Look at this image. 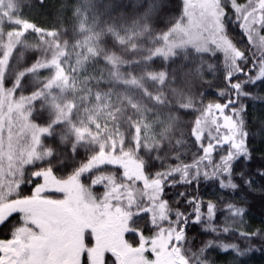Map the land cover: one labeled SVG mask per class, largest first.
<instances>
[{"label":"trees","instance_id":"1","mask_svg":"<svg viewBox=\"0 0 264 264\" xmlns=\"http://www.w3.org/2000/svg\"><path fill=\"white\" fill-rule=\"evenodd\" d=\"M7 2L0 7V85L13 99L22 100L26 121L43 130L38 159L23 168V181L7 201L31 196L40 180L31 192L26 185L37 172L48 170L57 179H67L84 169L82 185L100 199L104 177L126 183L119 167L95 162V156L112 148L115 155L126 153L138 161L158 192L159 180L167 186L171 177L175 185L160 200L165 207L162 219L134 216L143 223L139 230L144 237L160 228L176 231V223L189 210L178 201V193H192L197 199L202 195L222 220L213 230L209 213L203 211L186 235L176 231L186 264H264V179L255 175L256 168L264 166V48L255 51L236 11L251 0H218L224 28L232 35L237 71L233 58L217 51L183 47L167 52L166 42L176 41L185 18L181 0ZM229 72L235 77L231 85L225 79ZM54 75L65 83L51 85ZM234 93L236 104L216 113L214 106L232 101ZM230 112L240 125L242 144L226 137L229 143L223 149L216 145L219 151L211 164L185 168L204 159L201 144L211 154L217 140L223 143L221 129L212 127L209 119ZM246 149H251L250 160ZM225 152L232 153L225 157L227 164L221 160ZM228 164L230 174L224 175ZM221 176L225 184L230 179L236 187L220 188ZM250 176L254 180L249 186L245 180ZM187 180H198L200 192L194 183L183 182ZM148 202L139 198L137 210ZM226 204L232 205L227 211ZM21 219L15 214L0 226V240L10 239L24 225ZM222 224L229 227L228 235ZM224 244L236 247L224 251Z\"/></svg>","mask_w":264,"mask_h":264},{"label":"rangeland","instance_id":"2","mask_svg":"<svg viewBox=\"0 0 264 264\" xmlns=\"http://www.w3.org/2000/svg\"><path fill=\"white\" fill-rule=\"evenodd\" d=\"M7 1L0 0V7ZM181 1L185 18L175 34L179 35L176 41L166 42L167 52L183 47L201 52L217 51L233 58L232 68L237 71L232 35L224 28L218 0ZM236 11L242 17L247 39L255 51L262 50L264 0H251L237 6ZM118 78L124 80L123 76ZM49 83L63 85L65 82L54 75ZM50 108L55 114L60 112L55 104ZM209 122L221 129L232 144H242L241 128L232 112L211 118ZM203 127L200 132L204 131ZM42 133V129L26 121L22 100L13 99L0 85V220L15 211L25 221L10 239L0 240V247L8 253L0 255V264H16L17 260L19 264H80L82 254L87 264H186L176 244L181 236L174 229L160 228L149 237L142 235L139 227L143 223L134 218L139 212L138 199L157 198L151 200L153 212L149 219L152 221L162 219L164 203L158 199L159 192L145 179L140 163L126 153L115 155L112 148L109 153L95 156V162L122 169L126 183L117 184L112 178L104 177L100 199L95 200L82 185L80 178L84 169L67 179H57L48 170L37 172L33 175L42 179L31 196L7 201L19 189L24 167L38 159L37 145Z\"/></svg>","mask_w":264,"mask_h":264},{"label":"snow or ice","instance_id":"3","mask_svg":"<svg viewBox=\"0 0 264 264\" xmlns=\"http://www.w3.org/2000/svg\"><path fill=\"white\" fill-rule=\"evenodd\" d=\"M243 71V69H241V72ZM226 81L228 82L229 85L232 84V82L234 81L235 77L232 73H227L226 77H225ZM261 79H264V73L261 74ZM229 106H231V101H229ZM234 110V108H233ZM245 110H246V106H245ZM219 113V109L217 110ZM210 140L213 139L212 137L209 138ZM229 143L228 141H224L223 143H221V141L217 140L216 144L213 145L212 148V153L208 154L206 151V147L201 144L200 145V154L201 157H204V159L199 160V161H195L193 162V165H185V168H189V167H198L199 164L201 163H212V158L215 154L218 153V148L216 147V145L220 146V149L224 148V145ZM244 144L245 146L247 145V139L245 138L244 140ZM248 152V155L246 157V159H251V149H246ZM232 153L231 152H225L224 155L221 156V160L224 161V163L227 164V160L225 159V157H231ZM219 164L220 161L216 162V171H219ZM231 164H228L227 167L224 168V175H229L230 174V170H231ZM122 170V169H121ZM160 175V174H158ZM185 176L188 175V172L186 171L184 173ZM255 175L259 176L261 179H264V166H260L258 168H256L255 170ZM42 177L40 176H34L32 178V183L26 185L28 192H31L33 187L35 186V183L38 182L39 180H41ZM218 186L222 189H227L229 185H231L232 188H235L236 185L232 184L231 180L229 179L228 184L224 183V178L223 176L218 177ZM254 177H248L245 180V183L248 184L249 186L253 183ZM169 183L167 184V186H165L164 182L162 180L157 181L159 184V197L158 199L163 200V198L166 196L167 191L174 187L175 185L171 182V177H169ZM184 183H188V184H193L194 182L192 180H187V181H183ZM102 186V185H101ZM194 187L196 189V192L199 193L200 192V184L199 181L197 180L194 183ZM55 191V190H52ZM149 192L153 191L152 189H148ZM186 197V198H185ZM145 199L147 201H149L148 203L145 204L144 208L142 211L138 212L137 215L143 216L145 214L148 215H152L153 212V207L151 204V200L153 199H157V198H153L150 196H146ZM177 199L178 201L183 202L185 205L188 206V209L185 213L182 214L181 219L176 223L175 228L176 231H183L185 233V235L187 234V232L189 231V224L195 225L197 223H199L200 221V216L198 215V213H201L203 211H206L207 213H209L208 219H210L212 221V224H210L209 226L213 228V230H215V223L218 220H222V217L220 216V214L217 212L216 207L213 203L210 202H205L203 196L201 195L200 199H197V196L192 194V193H178L177 194ZM166 203V201H165ZM232 205L230 204H226L225 205V211H227L229 208H231ZM19 211H23L22 209ZM241 214L245 213V209H239ZM15 211L14 212H10L8 214L7 217H5L3 220H0V226L6 225L10 220H12L15 217ZM191 217L190 222H188V218ZM171 215H169L168 221H171ZM21 224L25 223V221L23 219H21ZM182 225V227H181ZM223 227V232L225 235H228L230 229L228 226L225 225H221ZM151 227L156 228L157 225L155 224H151ZM257 233L259 232V229L255 230ZM242 234V233H241ZM217 235H219V233H217ZM212 241H209V244L211 245ZM177 246L179 245V241H176ZM236 247L235 244L232 245H227L224 244L222 245V250L224 251H230L231 248ZM0 255H8V253L5 252V249L3 247H0ZM15 259V258H14ZM109 260H112V257L108 258ZM16 264H19V261H16Z\"/></svg>","mask_w":264,"mask_h":264},{"label":"water","instance_id":"4","mask_svg":"<svg viewBox=\"0 0 264 264\" xmlns=\"http://www.w3.org/2000/svg\"><path fill=\"white\" fill-rule=\"evenodd\" d=\"M234 90H236V87H234ZM236 102H237V94L234 93V94L232 95L231 106H229V102H226L225 104H222V105H215V106H214V111H215L216 113H218L217 110L219 109V113H223V112H225L229 107L234 106V105L236 104ZM222 141H223V142H224V141H228V139H227L226 137H223V138H222Z\"/></svg>","mask_w":264,"mask_h":264},{"label":"flooded vegetation","instance_id":"5","mask_svg":"<svg viewBox=\"0 0 264 264\" xmlns=\"http://www.w3.org/2000/svg\"><path fill=\"white\" fill-rule=\"evenodd\" d=\"M81 258H82V260H81L80 264H87V259H86V256L84 254H82ZM75 261H77V260L75 259Z\"/></svg>","mask_w":264,"mask_h":264}]
</instances>
